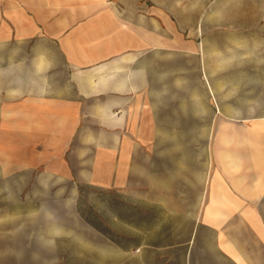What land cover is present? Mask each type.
I'll return each mask as SVG.
<instances>
[{"label":"crops","instance_id":"0c3cea01","mask_svg":"<svg viewBox=\"0 0 264 264\" xmlns=\"http://www.w3.org/2000/svg\"><path fill=\"white\" fill-rule=\"evenodd\" d=\"M201 52L199 35L185 40L163 2L0 0V190L24 191L35 174L32 185L44 177L54 189L62 177L75 193L85 185L190 207L185 170L200 172L201 158L185 157L183 129L200 128L205 112L212 134L203 192L193 191L196 230L226 263L264 264V67L235 76L222 56L230 66L202 88ZM186 55L196 57L192 87ZM72 202L59 201V216L56 198L2 206L0 264H121L124 250Z\"/></svg>","mask_w":264,"mask_h":264},{"label":"rangeland","instance_id":"374dc122","mask_svg":"<svg viewBox=\"0 0 264 264\" xmlns=\"http://www.w3.org/2000/svg\"><path fill=\"white\" fill-rule=\"evenodd\" d=\"M155 1L167 4L170 19L183 33L185 40L197 35L201 38L202 88L203 85L207 88V76L210 71L222 73L225 67L230 66L222 56L232 58L231 66L235 76L240 72L256 71L257 65L264 67V43L256 38L257 34H264L256 31L257 24L264 19V0ZM196 26L200 27V32L196 30ZM26 55H32V51H26ZM209 55L213 56L210 63ZM194 60L191 55L185 57L186 87H192L193 80L196 79V57ZM30 67H26V82L32 79ZM221 77L223 76L218 74L217 78ZM205 114L200 128L183 129L185 157L191 158L193 154L196 157L199 154L201 158L200 172H193L187 167L185 170L184 188L190 207H148L143 201L135 198L85 185L78 186L75 193L74 184L63 180L62 177H58L54 189L53 186L49 187L52 184H43L44 177L41 178L40 185L36 182L32 185L37 176L28 174L25 177L24 191L0 190V212L8 201L12 205L11 201L17 198H56L58 207L52 209L57 211L58 216L64 213L66 208L59 206L60 200H72L71 208L73 214L77 215L74 207L76 198L78 212L124 250L121 253V264H228L216 255L209 233L196 230L195 226L200 208L193 206L196 204L193 191L196 192L199 187L201 193L203 192L208 170V142L212 134V129L207 127L208 113L202 112V115ZM188 164L191 165L192 161L187 160L186 166ZM59 179L62 182H59ZM27 180H30V183ZM1 186L0 182V188ZM69 259L75 261L76 257ZM107 262L111 263L112 260Z\"/></svg>","mask_w":264,"mask_h":264}]
</instances>
